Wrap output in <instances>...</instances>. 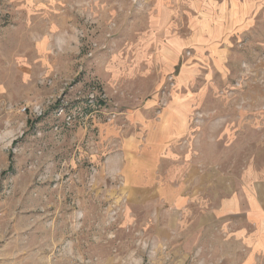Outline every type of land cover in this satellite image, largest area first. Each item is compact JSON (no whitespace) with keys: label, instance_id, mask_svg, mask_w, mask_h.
<instances>
[{"label":"rangeland","instance_id":"rangeland-1","mask_svg":"<svg viewBox=\"0 0 264 264\" xmlns=\"http://www.w3.org/2000/svg\"><path fill=\"white\" fill-rule=\"evenodd\" d=\"M171 175L264 179V0H0V264H241Z\"/></svg>","mask_w":264,"mask_h":264},{"label":"crops","instance_id":"crops-1","mask_svg":"<svg viewBox=\"0 0 264 264\" xmlns=\"http://www.w3.org/2000/svg\"><path fill=\"white\" fill-rule=\"evenodd\" d=\"M171 176L156 191L173 213L190 221L191 211L197 209L196 234L210 231L233 240L239 247L236 255L243 257L241 264L264 262V179L242 185L237 191L225 189L223 196L201 203L185 180L187 175Z\"/></svg>","mask_w":264,"mask_h":264}]
</instances>
